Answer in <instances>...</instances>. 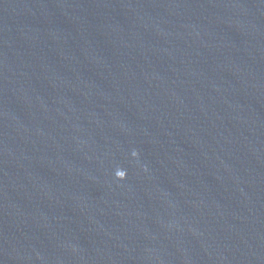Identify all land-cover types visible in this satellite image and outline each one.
Returning a JSON list of instances; mask_svg holds the SVG:
<instances>
[{"label":"water","instance_id":"1","mask_svg":"<svg viewBox=\"0 0 264 264\" xmlns=\"http://www.w3.org/2000/svg\"><path fill=\"white\" fill-rule=\"evenodd\" d=\"M0 264H264V0H0Z\"/></svg>","mask_w":264,"mask_h":264}]
</instances>
